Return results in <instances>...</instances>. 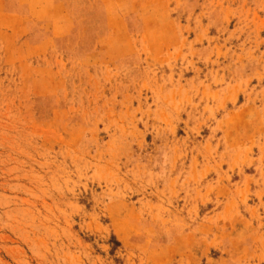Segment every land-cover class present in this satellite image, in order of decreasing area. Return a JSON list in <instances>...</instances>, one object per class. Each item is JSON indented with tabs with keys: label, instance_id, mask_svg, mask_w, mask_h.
<instances>
[{
	"label": "rangeland",
	"instance_id": "374dc122",
	"mask_svg": "<svg viewBox=\"0 0 264 264\" xmlns=\"http://www.w3.org/2000/svg\"><path fill=\"white\" fill-rule=\"evenodd\" d=\"M0 264H264V0H0Z\"/></svg>",
	"mask_w": 264,
	"mask_h": 264
}]
</instances>
